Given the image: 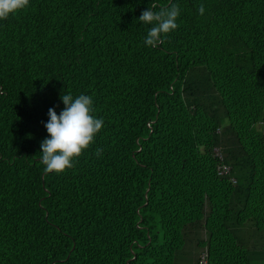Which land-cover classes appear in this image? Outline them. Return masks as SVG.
Masks as SVG:
<instances>
[{
  "label": "trees",
  "instance_id": "16d2710c",
  "mask_svg": "<svg viewBox=\"0 0 264 264\" xmlns=\"http://www.w3.org/2000/svg\"><path fill=\"white\" fill-rule=\"evenodd\" d=\"M171 2L179 27L157 47L138 18L169 0H30L0 20V264H180L199 230L206 264H256L264 0ZM69 93L104 125L45 173L48 110Z\"/></svg>",
  "mask_w": 264,
  "mask_h": 264
},
{
  "label": "clouds",
  "instance_id": "9594fccd",
  "mask_svg": "<svg viewBox=\"0 0 264 264\" xmlns=\"http://www.w3.org/2000/svg\"><path fill=\"white\" fill-rule=\"evenodd\" d=\"M30 0H0V20L7 19L27 8ZM156 4H151L144 10L138 20L145 25H152L144 39V44L157 47L163 43L162 37L178 29L177 20L181 10L176 3L169 0L168 7L157 10ZM205 7L201 4L198 13L203 15ZM60 99L64 104L63 110L57 115L55 108L48 110V122L44 124L49 137L41 142L40 163L44 165L45 173H63L75 166L74 160L95 142V137L104 125L103 118L93 115L94 101L89 95L80 94L73 97L62 94ZM102 152L97 149V155Z\"/></svg>",
  "mask_w": 264,
  "mask_h": 264
},
{
  "label": "rangeland",
  "instance_id": "374dc122",
  "mask_svg": "<svg viewBox=\"0 0 264 264\" xmlns=\"http://www.w3.org/2000/svg\"><path fill=\"white\" fill-rule=\"evenodd\" d=\"M264 128V110L261 116V120L259 123L254 125L255 131L261 133ZM243 237L246 239V244L249 248H251L254 255L257 257L264 259V234L262 233H254L252 231H244ZM206 238L204 232L199 230L193 233L187 240L186 245L184 247L182 255H180L179 263L180 264H196L195 261L197 259V264H205L204 256L205 251L204 247L200 244L201 240Z\"/></svg>",
  "mask_w": 264,
  "mask_h": 264
},
{
  "label": "built area",
  "instance_id": "2783aa9c",
  "mask_svg": "<svg viewBox=\"0 0 264 264\" xmlns=\"http://www.w3.org/2000/svg\"><path fill=\"white\" fill-rule=\"evenodd\" d=\"M214 155L215 157L219 160V164L217 165V173L219 176H222V177H227V176H230L231 174V168L225 164L222 163L221 161V154H220V151L218 149H215L214 150ZM231 183L232 184H235V180L234 179H230ZM204 263L206 264V261H205V256H204Z\"/></svg>",
  "mask_w": 264,
  "mask_h": 264
},
{
  "label": "crops",
  "instance_id": "0c3cea01",
  "mask_svg": "<svg viewBox=\"0 0 264 264\" xmlns=\"http://www.w3.org/2000/svg\"><path fill=\"white\" fill-rule=\"evenodd\" d=\"M203 250L205 251V248ZM254 263H256V264H264V259L260 258L258 260H254Z\"/></svg>",
  "mask_w": 264,
  "mask_h": 264
}]
</instances>
